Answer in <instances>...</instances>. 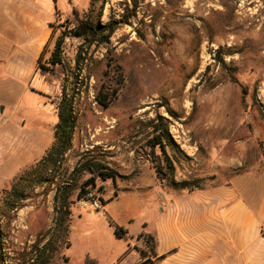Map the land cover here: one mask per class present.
<instances>
[{
    "label": "rangeland",
    "instance_id": "obj_1",
    "mask_svg": "<svg viewBox=\"0 0 264 264\" xmlns=\"http://www.w3.org/2000/svg\"><path fill=\"white\" fill-rule=\"evenodd\" d=\"M71 1L81 18L116 28L103 44L87 47L80 39H64L66 69L82 68L77 125L72 149L50 174L53 182L38 185L37 178L21 177L53 142L63 76L45 79L37 59L44 51L47 61L60 26L77 21L67 0H58L67 13L56 11L52 23L34 27L31 10L7 9L19 2L0 0V264H46L49 250L36 257L48 240L58 249L47 264H82L85 255L97 264H131L130 239L116 238L102 205L95 210L91 202L141 193L140 214L134 193L106 210L131 237L143 223L148 231L154 226L159 210L154 193H197L237 176L254 185L264 172V0ZM48 28L52 36L44 47L31 50ZM79 47L82 60L76 65ZM110 59L121 66L124 83L102 109L96 91L106 82L117 87V76L106 67ZM157 116L178 147L165 149L173 173L159 176L155 167L165 170L164 156L147 146L149 123ZM85 161L101 163L115 180L94 178V188H85L92 200H78L73 191L69 234L61 240L56 186ZM15 187L26 198L13 208L16 197L9 194Z\"/></svg>",
    "mask_w": 264,
    "mask_h": 264
},
{
    "label": "crops",
    "instance_id": "obj_2",
    "mask_svg": "<svg viewBox=\"0 0 264 264\" xmlns=\"http://www.w3.org/2000/svg\"><path fill=\"white\" fill-rule=\"evenodd\" d=\"M10 1L19 2V7L8 3L7 9L31 10L32 27L39 26L41 22L52 23L56 11L67 13L66 10L61 11L58 0ZM67 1L72 8V1ZM51 34V28H48L43 39L39 40L41 43L30 49L40 52ZM36 36L39 34H35L34 38ZM133 193L136 197L131 198L137 203V214L141 213L138 205L141 193L122 192L100 209L108 222L126 229L122 222L119 221V225L115 223L106 210ZM154 194L159 209L154 226L148 231L147 223H143L142 230L131 237L127 231L126 240L130 239L128 251L133 253L131 264L140 261L139 249L145 248L143 241L137 238L142 232L151 234L155 239V256L152 259L161 257L157 264H264V172L254 185L243 184L242 177L237 176L225 184L197 193ZM87 256L90 257L85 255L84 259ZM118 261L116 264H119Z\"/></svg>",
    "mask_w": 264,
    "mask_h": 264
},
{
    "label": "trees",
    "instance_id": "obj_3",
    "mask_svg": "<svg viewBox=\"0 0 264 264\" xmlns=\"http://www.w3.org/2000/svg\"><path fill=\"white\" fill-rule=\"evenodd\" d=\"M72 13L76 18L77 24L73 28L68 27V24L60 26L62 32L55 41L54 49L51 52L49 59L47 61L43 60L44 51L41 52L37 59L39 74L45 79L52 81L53 79L60 77V74L63 76L60 98L56 106L57 121L53 129V142L45 155L36 163V165L24 171L21 177V179L24 180L25 178H37L38 183L36 184L38 185H41L44 182H53V178H50V174L61 167L65 155L72 149L74 131L77 125L76 105L82 92L79 85L81 81L78 82V80L79 77H81L82 68L79 66L76 68L77 71L75 72L66 69L62 60V46L64 39H80L83 41L82 45L87 47L94 43L103 44L109 41V38L116 28L115 25L111 23L103 26L95 24L91 21V18L88 15L81 18L78 9L74 6L72 7ZM82 48L83 47H79L78 49L75 59L76 65L81 64ZM106 67L110 71L113 70L114 74L117 76V79H115L117 87H113L111 85L112 82H106L100 86L98 91H96L94 100L102 109L108 108L113 103L119 92V87L124 83L121 66L115 59H110V63H108ZM163 121L164 119L159 116L150 121L149 127L151 129V136L147 141V146L152 152L158 147L164 156L165 170L163 171L161 167H155L157 176H159V174L167 175L169 172L173 173L174 167L166 156L165 149L166 147L178 148L171 137L168 126ZM88 174L91 177L87 178L82 183H79L80 178ZM70 177L73 179H70ZM98 177L103 181L106 179H112V181L115 180L114 173L107 171V167H104L101 163L85 161L77 164L69 173V176L57 184L54 194V210L57 216L55 219V227H57L58 232L61 233V240L69 234V218L71 216L70 208L71 205L75 203L71 199L73 191L77 190L78 200H92L94 196L88 197L87 195L91 194L90 190L94 188V178ZM85 188L91 189L86 190ZM9 195L16 197V199L12 198L13 201L10 204L13 208H16L14 206L17 204L14 202L22 201L26 198L25 195L17 190V187L12 188ZM117 196V193H114L113 197L108 200H101V205L104 206L107 202ZM110 226L113 227L116 238L127 239L126 229L117 225H112V223H110ZM137 238L138 240L143 241L145 248L139 249L140 261L136 264H157L161 257H156L155 260L152 259V257L155 256L154 237L151 234L142 232ZM69 246L70 243L67 241L66 247L68 248ZM57 249V246L51 247V242L48 240L42 247L36 259L38 257L42 258V256L45 257L43 253L45 250H49L46 259L44 260V263L47 264ZM84 264H97V262L87 256L84 259Z\"/></svg>",
    "mask_w": 264,
    "mask_h": 264
},
{
    "label": "built area",
    "instance_id": "obj_4",
    "mask_svg": "<svg viewBox=\"0 0 264 264\" xmlns=\"http://www.w3.org/2000/svg\"><path fill=\"white\" fill-rule=\"evenodd\" d=\"M75 26L74 23L69 22L68 27L73 28ZM91 207L95 210H99L101 208V203L99 201H93L91 202Z\"/></svg>",
    "mask_w": 264,
    "mask_h": 264
}]
</instances>
